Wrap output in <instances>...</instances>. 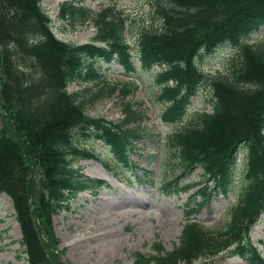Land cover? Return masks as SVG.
Instances as JSON below:
<instances>
[{
    "label": "trees",
    "instance_id": "1",
    "mask_svg": "<svg viewBox=\"0 0 264 264\" xmlns=\"http://www.w3.org/2000/svg\"><path fill=\"white\" fill-rule=\"evenodd\" d=\"M42 1L0 0V192L12 200L27 264H55L39 250L33 226L68 208L79 192L97 193L106 185L73 166L77 159L98 158L78 145V133L100 140L112 162L125 166L131 164L140 136L138 112L127 107L121 122L92 116L79 93L68 91L72 83L100 77L88 61L115 60L126 76L159 67L155 78L166 103L164 120L181 122L209 79L198 56L231 42L240 45L239 58L229 74L210 79L213 111L199 114L163 141L181 170L162 181L161 192L172 195L199 186L180 181L197 170L203 178L186 208L179 243L169 251L156 243L148 256L135 253L132 264H212L221 253L264 264L262 249L251 241L254 227L264 221V43L248 42L264 25V0H149L150 14L134 32L114 6L92 11L65 0L58 11L61 20L75 26L90 23L95 29L84 44L55 35ZM127 33L137 37L135 50L125 39ZM132 84L126 86L136 89ZM242 149L246 183L229 220L219 229H208L196 216L231 190ZM37 170L43 177L39 183Z\"/></svg>",
    "mask_w": 264,
    "mask_h": 264
},
{
    "label": "rangeland",
    "instance_id": "2",
    "mask_svg": "<svg viewBox=\"0 0 264 264\" xmlns=\"http://www.w3.org/2000/svg\"><path fill=\"white\" fill-rule=\"evenodd\" d=\"M63 1H42L55 35L74 44L90 41L95 34L90 23L75 26L69 19L61 20L58 17ZM68 1L92 11L114 6L123 17H127L132 32L146 22L147 13L150 14L149 0ZM128 34H125V39L135 50L137 37ZM248 42L252 45L264 43V25L251 35ZM231 43L220 45L210 54L198 56L197 63L209 79L192 99L187 115L181 122L164 120L166 103L159 97L161 86L155 78L159 67L126 76L123 67L115 60L109 63L88 61L100 77L72 83L68 91L79 93L87 113L92 116L121 122L127 107L138 112L141 116V120H137L140 136L130 154L133 163L125 166L112 162L109 149L100 140L91 136L82 137L78 133V145L94 152L98 158L77 159L73 166L80 168L88 177L104 180L106 185L97 193L87 190L79 192L70 200L68 208L56 215H49L41 221V226H33L38 248L43 250L44 258L55 264H132L135 253L148 256L154 252L156 243L168 251L174 249L186 222V208L194 200L193 194L200 189L203 178L202 172L197 170L180 181L184 185L196 183L199 186L189 190L181 188L182 192L172 195L161 192L162 181L174 177L181 170L170 150L163 146V141L174 131L194 121L199 114L213 111L214 92L210 79L229 74L239 58L240 45ZM131 53L134 64L138 65L136 54ZM127 83H134L136 89L127 87ZM110 87L115 88L111 93ZM96 94L99 96L94 99ZM2 112L0 110V131ZM128 126H132L131 123ZM233 171L231 190L213 198L196 216L208 229H219L224 225L229 220V210L238 201L247 180L244 149L239 153ZM36 176L38 183L42 182L40 171L37 170ZM34 203L38 206L39 198ZM21 239V228L12 200L0 192V264H27ZM251 241L262 249L264 256V221L254 227ZM212 264L249 263L240 257L221 253L213 259Z\"/></svg>",
    "mask_w": 264,
    "mask_h": 264
}]
</instances>
